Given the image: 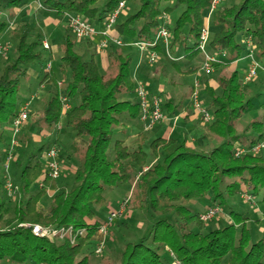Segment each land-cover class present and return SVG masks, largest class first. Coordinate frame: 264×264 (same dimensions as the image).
<instances>
[{
  "label": "trees",
  "instance_id": "16d2710c",
  "mask_svg": "<svg viewBox=\"0 0 264 264\" xmlns=\"http://www.w3.org/2000/svg\"><path fill=\"white\" fill-rule=\"evenodd\" d=\"M43 1L58 15H80L97 28H102L125 2L113 28V34L125 42L153 40L167 13L169 49L177 60H172L159 43L155 47L160 55L158 65L164 72L172 66L180 73H196L201 68L199 37L212 0ZM25 5V0H0V38L9 31L13 41L12 51L0 59V262L95 264L106 254L114 264H168V253L179 264H264V236L254 239L251 217L238 211L234 204L245 193L252 199L262 194L264 202V148L259 153L236 154L239 148L249 150L264 140L262 119L247 125L243 133L238 128L254 107L253 97L248 95L250 89L243 83L247 69L244 74L240 70L222 71L217 91L206 84L207 76L203 77V98L208 101L212 120L204 122L206 134L201 143L210 135L217 145L203 149L197 146L198 141L192 146L188 139L180 141L176 134L150 140L149 130H145L139 132L138 143L131 146L126 141L131 133L128 126L142 116L134 70L140 54L130 51L133 47L112 42L100 49L98 37L86 39L89 53L80 55L76 49L78 41L68 26L56 66L51 64L46 72L41 71V85L49 79L54 89L37 119L43 126L40 129L59 130L63 121L77 138H87L86 145L75 142L72 146L73 154H80L73 184L63 185L59 178L48 176L45 157L49 147L43 146L38 154L29 156L30 148H21L19 155L27 161L21 163L20 184L15 185L20 198L14 200V195L8 194V170L4 164L12 122L21 110L18 93L25 87L31 67L43 60L44 51L49 50V59L54 60L51 44L44 46L43 24L32 22L26 14L15 22ZM11 22L14 26L8 29ZM248 40L256 59L264 66V0H238L220 6L213 15L208 51L226 52L230 61L215 63L214 68L224 70L231 61L246 57L251 49ZM174 47L180 50L175 52ZM245 50L248 52L243 55ZM103 56L113 67L110 73L104 67ZM144 61L148 63L146 58ZM61 87L71 105L69 109L60 95ZM191 93L192 88L185 95L190 99L186 106H192ZM152 96L161 99L159 93ZM27 135L22 129L19 141L32 142L26 140ZM38 180L43 186L30 194ZM124 184L132 188L129 209L135 211L133 222L141 223L137 232L127 230L122 246L112 243L107 247L108 253L101 256L96 250L83 253L101 224L97 211L107 203L106 193ZM49 191L54 192L52 201L44 208L41 202ZM201 200L208 204L201 206L197 203ZM215 206H227L226 214L232 221L206 232L207 221L202 220V215ZM23 223L73 225L87 228L88 233L71 243L67 239L35 236ZM143 228L145 233L139 235Z\"/></svg>",
  "mask_w": 264,
  "mask_h": 264
},
{
  "label": "rangeland",
  "instance_id": "374dc122",
  "mask_svg": "<svg viewBox=\"0 0 264 264\" xmlns=\"http://www.w3.org/2000/svg\"><path fill=\"white\" fill-rule=\"evenodd\" d=\"M25 1H26V6H28L29 12L24 10L22 11L23 13L20 12L19 14H17L15 18V22L22 20L23 14H26V16L30 17L32 22H35V23L39 22L43 24L44 30H45V39L48 41L49 44H51L54 60L49 59V54H50L49 50L44 51L43 60L35 63L31 67L29 76L25 83L26 84L25 87H22L18 93L19 103H20L21 108L27 102H30L29 118L24 123L22 129L26 132V134H28L27 135L28 138L26 140L32 141V142L25 143V142L19 141V144L17 145L14 151V159L10 162V166H9V169L6 175V180L9 178L14 185L19 186L20 184V171L22 169L23 164H25L27 161L26 157L19 155L20 154L19 151H21V148H30L28 152V156H29L33 154H38V151L41 147L44 146L47 149L48 147L50 148L51 146L55 145L57 142L58 145L56 146L58 149V160L61 165V175L59 177V180L63 185H71L73 184V181H74L75 169L80 163V154H78V152H77V155L73 154L72 146L77 141V139L80 144L82 143L83 145H86L87 138L86 137L77 138L75 131L71 127L68 128L64 124L63 121L59 125V128H60L59 130H57L56 128L49 129L48 127H44L43 129H40L43 126L41 127V124L38 122V119H37L40 117L41 113L43 112V107L48 101L50 97V93L54 89L53 82L49 79L45 81L44 84L41 85V80H42L41 71L43 70L46 72L47 66L49 63L54 65V67L56 66L55 61L57 62L58 58L62 54L60 48L65 43V39L67 36V28L69 26L68 18L62 17L61 15H58L54 13L53 11H51L48 7L45 6L43 0H25ZM237 2L238 0H221V3L218 6V8L220 6L230 5V4L237 3ZM215 11L212 12L209 17L210 18L209 20V29H210L209 39L211 36V26L213 23V15ZM48 17L56 20V22L50 24L52 25L51 27H48L49 25L45 21V19ZM13 26H14V23L12 24L11 22L10 28L8 29H11ZM74 37L78 41L76 49L80 53V55L88 54L89 50L85 44L86 39H80L75 34H74ZM0 45H2L3 48L7 47V51L9 52L12 51L13 41L11 39V35L9 31L1 35ZM248 46L251 49H253V46L251 44ZM178 50H180L178 47H174L175 52H178ZM130 51L136 54L138 53L141 54L140 50L136 47H133ZM6 52H1L0 50V59H2L3 56H6L4 55L6 54ZM247 52L248 51L245 50L243 52V55H246ZM213 54L216 56V58H219V59L222 58V61L225 63L230 61V55H228L227 53H226L227 57H221L218 53H213ZM200 57L202 59L201 61L202 65L198 71L200 74L207 72V74L210 75L209 74L210 72H214L216 70L213 66V70L206 71L203 68L204 54L201 53ZM255 58H256V54H255ZM259 62L262 64L261 61ZM250 63H251V59H247V60H243L239 62L238 66L240 68H245ZM158 64L159 63L156 62L155 64H150L149 67L151 69H154V66ZM104 67L107 68L108 73H110L113 70V67L109 66V63L107 60H104ZM158 67H159V70L163 72L162 66L158 65L156 69H158ZM153 73L154 72L148 69L144 76H142L143 72H139V73L136 72L135 74L137 85L140 84L145 87V89L149 93L150 99H152L151 97H153L152 95L154 94L152 91H154L153 88H154L155 83H154V79L150 77V75ZM198 76H196L195 73H180L179 71L176 70L174 66H172L169 69V77H168L169 79H165L164 85L167 86L166 92L167 90L168 92L170 91L171 94L174 95V99H176L178 102H182L183 100L185 103H188L189 98L188 96H185V95L189 91L190 88L192 89L195 88L196 81H200L199 79H197ZM176 79L178 81L177 84L169 88L170 81L176 80ZM200 85H201V82H200ZM247 85L250 89V91H248V95H251L253 97L254 107L253 109H250V111H248L245 114L242 122H240L238 125L239 131H241L242 133L247 130V129L244 130V128L250 123H252L253 121L257 119L264 120V69H259L254 80L249 82ZM199 93H200V98L202 100V103L204 104V106L208 107V101L203 98L205 89L202 88V86H200ZM60 95L61 97L65 96V90L63 89V87H61ZM164 97L165 96L160 97L162 106L164 102L163 100L165 99ZM192 106H193V103H192ZM199 117L200 118H198V120L192 124H186L183 121V119L177 122L176 119L178 118L174 117V119L171 120L170 119L171 117H166L162 121L157 122L152 129H149L148 131L149 139L152 140L158 136H162L164 133H166L169 130V128H172V133L175 129L176 137L180 141H184L185 139H188L189 141L191 139V136H195L196 139H198L197 141L201 143V141H203L202 137L206 133L204 130L206 123L204 124V120L200 114H199ZM146 123L149 124V120ZM156 126H160L162 128L156 131L155 130ZM36 129H38V131H36ZM40 130L43 131L42 134L41 133L39 134ZM35 134L39 136L36 137ZM6 139L8 140L7 133H6ZM208 142L209 140H206L207 146L213 147ZM217 144L218 142L216 140L213 141L214 146ZM23 157H24V160H23ZM21 163L23 164L21 165ZM40 183H42L41 180H38L32 186L30 190V194H35L36 192H38V190L40 189ZM131 189H132L131 186L128 184L110 188L108 192L106 193L108 201L105 205L98 208L97 218H100L101 220L106 221L110 208L117 207L127 197V195L131 196V194L129 193ZM16 192L13 196L14 200L20 198V195L19 194L17 195ZM53 193L54 192L49 191L43 197L41 204L42 206H44V208L50 205L52 201L51 196ZM235 200L237 201L234 203L235 205L237 204V210L243 213H246L248 216L251 217L250 227L252 228L254 239L263 237L264 236V202L262 201V194H260L257 198H254V199H248L247 197H244L241 195L239 199H235ZM197 203H199L201 206L208 204L206 200H201V201H198ZM130 204H131V199H130V203L128 204L127 209L124 212L122 218L117 219L115 221L114 226L111 228L109 235L107 236L104 250L99 256L105 254V252L108 253L109 249L107 247H109L110 244L112 243L118 247H121L122 241H124L123 235L125 232H127V230H133L135 231L134 233L137 232L136 227L137 226L139 227L141 223L138 220L135 223L133 222V217H134L133 215L135 214L134 213L135 211H130L129 209L131 207ZM215 208L218 209L219 212L213 219L207 221V225L205 227L206 232L219 228V227H224L229 221H232V218H230V216L226 214L228 210L227 206H215ZM32 224H40V223H32ZM145 231L146 229L143 228L138 232V234L142 235L145 233ZM99 241H100V237L95 235L93 240H91V242L86 244V246L83 249V253H90L92 251H95ZM165 257L168 259V264H178L175 260L170 258L168 253H165ZM99 260L100 261L95 264H114L106 254L103 256V258L99 257ZM0 264H11V263L8 260H4V261H1Z\"/></svg>",
  "mask_w": 264,
  "mask_h": 264
},
{
  "label": "built area",
  "instance_id": "2783aa9c",
  "mask_svg": "<svg viewBox=\"0 0 264 264\" xmlns=\"http://www.w3.org/2000/svg\"><path fill=\"white\" fill-rule=\"evenodd\" d=\"M221 0H212L211 8L209 10V14L206 18V22L201 30V34L199 37V44L198 49L204 54V63L203 68L206 71L213 70V65L215 63L223 62L222 58H216L213 53L208 51V42H209V20L210 15L212 12L217 10L218 6L220 5ZM41 6V4H40ZM125 6V2H121L119 7L112 13L109 17L108 21L102 28H97L93 25L90 21L85 19L80 15H72L67 14L68 23L72 30V32L80 39H96L101 37L100 42L98 43V47L100 49H106L109 43H115L119 46L124 47H136L140 50L141 56L146 58L149 64H155L160 55L159 52L155 49L159 43H162L167 51L168 56L172 60H177L173 54H171L169 46H170V30H169V23L170 17L167 13H164L162 16V24L158 28L154 39L151 41H129L125 42L120 37L115 36L113 34V28L115 22L122 12V9ZM0 14L2 12L0 11ZM13 24V23H12ZM248 45H250V40H248ZM44 46L46 48L49 47V43L47 40H44ZM1 52H6L7 47L3 48L0 45ZM221 57H227L226 52H219L218 53ZM245 58L251 59V63L247 69V72L244 76L243 83L248 84L257 75L259 69H264V66L255 58V53L253 49H250L249 53L246 55ZM51 64L49 63L47 69H50ZM200 82L196 81L195 88L192 89L191 93V101L193 103L194 109L202 116L205 123L211 121L212 114L208 107L204 106L202 100L200 98ZM137 97L140 102L141 111H142V120L147 122L149 120V124L146 123V130L152 129L157 122L162 121L165 118V113L161 104V101L158 98H153L150 100L149 93L145 89L143 85H137ZM64 106L66 109L71 107L69 100L66 96L62 98ZM29 105L30 102H27L18 113V116L14 118L12 122V137L9 149L7 151V157L4 164L6 170L9 169L10 162L14 159V151L17 145L19 144V136L22 130V127L25 121L29 118ZM264 148V140L253 146L251 149L247 150L246 148L242 147L237 150V155H240L246 151L252 153H259ZM46 169L47 174L49 177L52 178H59L61 175V165L58 160V149L56 145L51 146L46 151ZM40 186H43V182L40 183ZM6 190L10 196H13L16 191L15 185L11 182L8 178L6 180ZM244 197L248 199H252V196L245 193L243 194ZM130 202V196H127L116 208H112L107 216L106 221L101 222L98 227L97 232L100 234L101 238L98 242L96 247V253L101 254L104 250L107 236L111 228L114 226L115 221L121 218L124 212L127 209V206ZM219 212L216 208L209 209L206 213L202 215L203 221H209L213 219L217 213ZM25 227L31 228L33 234L38 237H47L52 239H67L71 243H76L80 237H85L88 233L87 228H76L73 225L69 226H43L41 224H30V223H23L21 224ZM178 263V262H177ZM179 264V263H178Z\"/></svg>",
  "mask_w": 264,
  "mask_h": 264
},
{
  "label": "crops",
  "instance_id": "0c3cea01",
  "mask_svg": "<svg viewBox=\"0 0 264 264\" xmlns=\"http://www.w3.org/2000/svg\"><path fill=\"white\" fill-rule=\"evenodd\" d=\"M24 10H26V11L29 12L28 6L25 5L24 8H23V11ZM45 21L49 25L48 27H51L52 25H50V24L56 22V20H54L53 18H50V17L46 18ZM102 59H103V62H104L105 57L103 56ZM243 60H247V59H245V57H242L240 59H236L234 61H231V63L228 65L227 68H225L224 70H221V71L220 70H215L214 72H210L209 73L210 75H208L207 72H205L203 74H200L199 72L195 73L196 76H198V74H199V76H198L197 79H199L200 80L199 82H201V85L200 86H202V88L205 89L204 86L206 84H208L209 86H211L212 88H214L216 91L219 90L218 77L221 75V72L222 71L224 73L225 71H230L231 72V71H234V70H240L242 74H244L246 72V69H248V67H249L250 64H248L247 67H245V68H240L238 66L239 62H241ZM149 66H150V64L149 63H146L144 61V58L140 54L139 57H138V59H137V61H136V63H135V69H134L135 70V74H136V72L137 73L143 72L142 76H144L146 74V71L148 69L151 70L152 72H154L153 74L150 75V77L152 79H154V83H155L154 88H153L154 91H152V92L154 94L159 93L161 96H165L164 97L165 99L163 100L164 103H166V104H164V105H166L165 106V111H164V113L166 114L165 115V118L166 117H171L170 119L172 120L175 117V118H178V119H176L177 122L183 119V121L186 124H192L195 121H197L198 118H200L199 117V113L196 110H194L193 106H186L187 104L183 100H182V102H178L176 99H174V95L171 94L170 91L168 92V90H167V92H166L167 86L164 85V84H165V79H169L168 78L169 77V69L166 70L165 72L163 71V73H159L161 71V70H159V67H158V69H156V68L151 69ZM151 66H153V65H151ZM204 76H207V82H206V84L203 82V77ZM177 82H178L177 79L170 81V83H169L170 84V87L169 88H171L174 85H176ZM188 101H190V99ZM171 120H169V121H171ZM161 128L162 127H160V126H156L155 127V130L157 131V130H159ZM128 129L131 130V133L127 137L126 141H127V143L129 145L135 146L138 143V140H139V132H141V131L143 132V131L146 130V122L143 121L142 120V117H141L137 123H135L134 125H129L128 126ZM175 131L176 130L174 129V131L172 133V128H169V130L166 133H164L162 136L169 137L171 134H174L175 135L176 134ZM40 133L42 134L43 131H41ZM35 136L38 137L39 135L35 134ZM197 140L198 139H196L195 136H191V139L188 141V144L189 145H192V146H195L194 145V141L197 142ZM207 140H209L208 143H210V145H212L213 144V141H215V138L212 137V136H210V135H207ZM76 142H79L78 139H77ZM81 145H83V144L81 143ZM197 146H201L203 149L204 148H206V149L209 148L206 145V141H204V143L202 142L200 144L197 143ZM112 208L113 207H111L110 210ZM97 220H99L100 222H103V220H101L100 218H97ZM96 235L101 238V236H100V234L98 232L96 233Z\"/></svg>",
  "mask_w": 264,
  "mask_h": 264
}]
</instances>
